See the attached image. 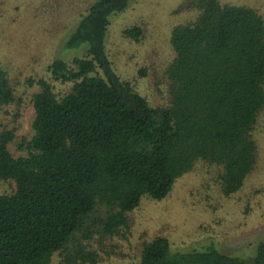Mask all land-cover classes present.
I'll return each mask as SVG.
<instances>
[{"label":"trees","instance_id":"1","mask_svg":"<svg viewBox=\"0 0 264 264\" xmlns=\"http://www.w3.org/2000/svg\"><path fill=\"white\" fill-rule=\"evenodd\" d=\"M126 1L91 0L64 41L65 48L86 43L85 54L54 58L46 77L25 80L37 89L29 135L17 144L24 154L10 153L15 129L0 122V181L13 183L0 193V264H95L102 257L92 241L125 239L129 213L143 200L164 199L177 178L200 170L195 165L229 196L257 164L262 15L219 0L182 2L173 12L192 15L170 28L172 56L154 84L163 102L152 104L137 82L112 69L104 51L109 16ZM140 28L121 34L136 41ZM52 82L68 90L55 92ZM14 86L0 69V111L18 102ZM127 264H264V230L247 257L211 242L172 250L155 235Z\"/></svg>","mask_w":264,"mask_h":264},{"label":"rangeland","instance_id":"2","mask_svg":"<svg viewBox=\"0 0 264 264\" xmlns=\"http://www.w3.org/2000/svg\"><path fill=\"white\" fill-rule=\"evenodd\" d=\"M90 1L0 0V69L14 83L19 98L0 111V122L15 129V137L8 143L13 156L24 154L17 144L29 135L30 95L37 89L25 80L46 77L45 67L54 58L68 61L85 54L86 43L65 48L64 41ZM184 1L127 0L122 10L109 16L104 51L111 67L119 76L137 82V90L152 104L163 102L154 84L159 68L172 56L170 28L192 15L173 12ZM219 1L251 7L264 19V0ZM134 24H140L142 31L136 41L121 34ZM139 68L145 71L143 77L137 73ZM52 85L55 92L68 90L67 83ZM253 138L257 164L237 192L222 196L210 175L202 173L201 165H195L200 170L177 178L164 199L143 200L129 213L131 227L125 239L92 241L102 257L95 264H127L137 255L141 243L155 235L166 237L172 250L188 251L211 242L231 256L251 255L264 230V111L257 119ZM12 189V182L0 181V193Z\"/></svg>","mask_w":264,"mask_h":264}]
</instances>
